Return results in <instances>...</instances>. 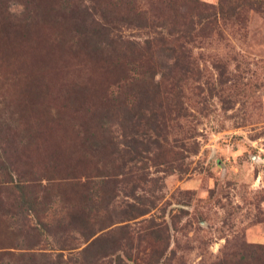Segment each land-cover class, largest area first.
I'll use <instances>...</instances> for the list:
<instances>
[{"label": "rangeland", "instance_id": "1", "mask_svg": "<svg viewBox=\"0 0 264 264\" xmlns=\"http://www.w3.org/2000/svg\"><path fill=\"white\" fill-rule=\"evenodd\" d=\"M151 1L109 7L110 29L125 45L140 44L153 30L167 32L162 26L140 28L141 9L151 20H172L170 32L183 28L182 20L177 26L167 9L159 13ZM200 1L214 8L219 3ZM65 4L0 1V179L94 174L96 160L81 147L93 100L74 85L84 51L70 19L71 2ZM189 16V72L180 78L187 116L169 121L166 136L197 151L182 169L151 165L134 168L142 175H128L139 182L133 189L139 200L118 193L113 208L136 213L140 203L154 206L104 229L124 226L130 235L123 247L135 259L116 252L124 264H225L236 262L241 251L248 258L247 244H264V12L243 9L211 24ZM0 196L12 197L5 190ZM23 215L0 214V241L16 237ZM42 247L53 255L58 251Z\"/></svg>", "mask_w": 264, "mask_h": 264}, {"label": "trees", "instance_id": "2", "mask_svg": "<svg viewBox=\"0 0 264 264\" xmlns=\"http://www.w3.org/2000/svg\"><path fill=\"white\" fill-rule=\"evenodd\" d=\"M60 1L71 2L70 19L84 51L74 85L80 93H90L93 100L91 123L85 129L88 140L81 141V147L96 160L94 174L16 175V179L9 175V179H0V191L12 195L10 199L0 196V214H24L15 227L16 237L0 241V264H112V260L124 264L116 252L135 259L123 247L129 244L130 235L124 226L114 231L104 229L116 220L143 215L154 206L140 203L136 213L113 208L118 193L128 192L139 200L133 195L139 182L128 175H142L138 174L140 169L151 165H164L168 172L182 169L188 154L197 151L193 145L177 139L172 142L166 136L169 121L187 116L180 98V78L189 72L185 50L192 37L189 26L193 18L189 14H195L197 24H211L243 9L264 12V0H219L216 8L200 0H152L154 9L162 14L167 9L177 26L182 20L183 28L170 32L172 20L165 15L160 21L151 20L141 9L140 28L162 26L167 32L153 30L131 47L118 31L112 32L114 25L107 17L113 14L111 5H131L136 0ZM95 13L101 16L99 21ZM124 18L132 19L127 13ZM134 168L138 170L135 174ZM44 177L46 184L42 183ZM42 246L58 251L53 255ZM247 247L251 252L248 258L241 251L236 262L225 264H264V244L249 243Z\"/></svg>", "mask_w": 264, "mask_h": 264}]
</instances>
